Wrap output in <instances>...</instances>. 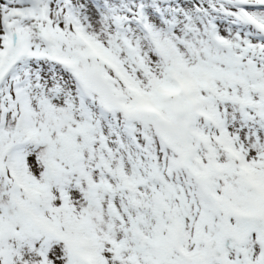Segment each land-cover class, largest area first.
<instances>
[{"label":"snow or ice","instance_id":"snow-or-ice-1","mask_svg":"<svg viewBox=\"0 0 264 264\" xmlns=\"http://www.w3.org/2000/svg\"><path fill=\"white\" fill-rule=\"evenodd\" d=\"M0 264H264V0H0Z\"/></svg>","mask_w":264,"mask_h":264}]
</instances>
